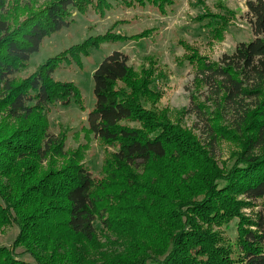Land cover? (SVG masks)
<instances>
[{
    "label": "trees",
    "instance_id": "1",
    "mask_svg": "<svg viewBox=\"0 0 264 264\" xmlns=\"http://www.w3.org/2000/svg\"><path fill=\"white\" fill-rule=\"evenodd\" d=\"M123 3L150 4L165 15L173 1ZM246 6L253 38L233 53L211 60L181 43L180 61L195 68L183 113L195 114L197 136L158 107L154 82L164 71L156 56L146 55L136 69L113 50L97 65L87 131L109 148L103 174L95 176L81 162L82 150L67 149L66 133L50 129L55 106L85 108L79 85L54 73L104 43L138 41L153 30L115 32L116 21L21 76L44 39L73 24L74 12L104 17L112 4L0 0V225L20 230L12 246L0 245V264H264V206L254 218L239 213L264 198V0ZM195 20H208L219 40L229 22L211 12ZM227 134L242 152L224 170L216 149ZM234 217L240 220L232 241L220 228ZM19 246L33 261L16 252Z\"/></svg>",
    "mask_w": 264,
    "mask_h": 264
},
{
    "label": "rangeland",
    "instance_id": "2",
    "mask_svg": "<svg viewBox=\"0 0 264 264\" xmlns=\"http://www.w3.org/2000/svg\"><path fill=\"white\" fill-rule=\"evenodd\" d=\"M168 5V13L162 15L159 10L150 4L145 6H127L123 0H110L112 8L105 16H99L94 11L88 14L74 12L75 21L69 27L44 39L39 52L34 54L29 66L19 75L26 76L33 72L40 63L50 56L61 53L71 45L82 42L90 35L105 33L116 21L115 32L134 34L144 29H152L149 37L140 40L125 42L104 43L98 49H93L90 56H83L82 62H74L70 66L63 65L54 73V78L71 80L81 88L85 108L77 104L57 105L51 113L50 129L54 133L63 131L67 135V149L82 150V163L91 170L93 175L101 176L106 149L93 134L87 131L88 112L93 108L95 96L93 93V73L97 65L113 50H121L129 56V63L136 69L145 64L146 55L157 57L158 66L163 70L162 75L157 73L154 86L162 95L158 107L168 108L172 123H178L183 129L191 130L194 136L199 131L193 129L196 122L195 114H184L185 107L190 105V90L195 75L194 66L183 59L186 53L183 41L197 47L201 54L211 60H218L224 53H233L236 45L241 41L253 38L251 25L246 17L247 0H172ZM231 11V12H230ZM220 13L229 18L223 39H214L213 33L207 25L208 20L197 22L195 17L202 13ZM218 17H213L216 21ZM239 138V137H238ZM242 152V145L238 139L227 134L217 144V158L224 170L231 168L234 158ZM83 153V154H82ZM47 167V165H43ZM243 199L244 196H238ZM264 206V198L241 207L239 213L254 218L258 210ZM27 211L22 208L21 213ZM239 217H234L228 225L220 229L227 238L234 241L237 236ZM20 230L15 223L0 225V245L10 247L16 240ZM105 241L106 239L101 238ZM25 248L19 246L18 253H24ZM23 259L33 261L29 253H24Z\"/></svg>",
    "mask_w": 264,
    "mask_h": 264
}]
</instances>
